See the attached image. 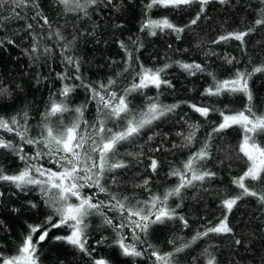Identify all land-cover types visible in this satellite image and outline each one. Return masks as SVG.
<instances>
[{"label":"snow or ice","instance_id":"1","mask_svg":"<svg viewBox=\"0 0 264 264\" xmlns=\"http://www.w3.org/2000/svg\"><path fill=\"white\" fill-rule=\"evenodd\" d=\"M141 2L144 20L140 32H147L153 37L158 34L172 35L177 41L186 32L193 30L202 19H207V8L210 4H232V0ZM256 4L254 22L249 23L244 30L221 34L209 43L218 46L228 45L232 41L238 42L242 55L247 56L246 37L258 31L264 35V0H256ZM54 5L62 7L64 14L72 13L77 19L91 20L90 10H99L103 5L106 9L120 11L123 0L120 4L115 0H54ZM240 6L246 9L253 7L251 3ZM158 9L169 10L170 14L194 12V15L186 24L178 25L170 19V15L152 18L151 13ZM246 19V16L242 17L241 23ZM20 21L24 22L23 27L0 38V48L6 45L15 46L14 38L24 33L32 40L31 48L25 49L24 54L33 62L47 61L53 48L45 41L55 40L65 71L56 74L61 81V87L58 92L50 94L49 105L41 113V119L36 125L30 123L28 106L11 116L0 115V150L10 153L23 164V167L12 173L0 165V184L16 190L10 195L35 192L47 209L45 219L40 224L28 225V233L18 245L16 254L6 255L0 252V264H39L38 246L48 238L53 229L61 228L67 229V234L53 237L55 241L63 242L83 254L87 257V264H111L106 257L97 258L93 255L97 251L96 246H90L89 243L93 217L100 218L98 230L111 229L114 234L111 243L108 242V237L102 235L96 245L118 248L120 256L130 258L132 264H139L140 260H146L148 264H180V255L202 240L208 241L207 246L192 257L191 264H218V257L213 251L218 245L212 242L213 237L231 236L237 247L242 244L249 247L241 238L235 237L229 216L246 197L255 198L260 207L264 208V143L257 139L264 135V112L257 111L252 87L253 78L257 74H264V60L259 65L252 66L251 70L237 67L231 75L223 79L215 71L209 70L207 61L216 57L231 66L240 64L241 60L229 53L221 56L214 47H208L204 52V63L175 60L163 66L148 67L140 60L139 54L144 48L142 39L130 37V45L123 40L119 41L125 54L123 72L117 73L116 77H109L107 82H89L81 72L83 60L77 49L80 37L92 35V32H79L67 37L58 29L52 31L51 21L44 15L38 0H0V31L7 32V25ZM262 42L264 41H257L258 44ZM203 43L198 42L196 47H202ZM168 47L171 49L172 45L169 44ZM173 66L189 77L200 74L210 78L211 82L200 92V96L206 98L207 102H162V89L175 88L174 83L167 79L168 70ZM125 73L130 79L125 77L127 82L121 87L118 78ZM79 88L84 89L87 99L72 107L70 97ZM152 88L156 90L154 96L147 94ZM137 96L143 97L142 105L135 103ZM235 96L245 99L242 109L233 111L230 104L218 107L222 98ZM13 99L14 93L10 87L0 82V102ZM93 103L96 115L94 120L89 121L85 119V112ZM182 104H186L212 127L200 146L182 161V166L170 163L168 176L177 178L176 185L160 194L152 192L149 178L134 184L133 187L143 188L149 193L147 199L122 196L118 191H112V186L119 188L122 184L120 170L143 167L144 171L155 175L161 162L154 153L178 148L188 149L197 143L201 123L193 121L187 112L179 114L177 110ZM66 113H74L70 122H65ZM214 113L221 117L219 122L210 119ZM169 121L186 126L185 131L176 132L181 142H173L171 148L166 147L169 134L155 131L161 124ZM34 128L37 131L32 135ZM232 128H239L242 133L238 150L229 146L217 148L216 151L222 152L224 156L219 160L220 164L233 159L246 163L242 174L233 176L231 180L232 185L240 190L239 193L222 196L219 207L224 212L216 223L207 221V225L201 226L203 230H198L190 240L185 241L182 236L170 239L168 243L174 245L173 250L162 252L149 242L151 231L158 226H174L177 222L181 225V230L189 227L188 219L180 211L184 192L189 189L208 191L205 185L217 178V173L207 167L208 161L214 158V141L223 140V134ZM3 133L18 138L19 143L6 139ZM145 135L146 139H143ZM157 137H160V144L152 147V142ZM142 139L143 143H140ZM25 145L31 146L33 151H25ZM122 145L139 150L125 149L122 152ZM145 160L149 161L146 165ZM86 189L93 191L88 194ZM101 194H104V199L99 198ZM3 197L4 192L0 191V200ZM173 199L179 201L174 207L170 204ZM27 206L38 208L37 203L31 200L27 201ZM12 211L16 213L20 209L14 207ZM37 233L38 238L34 241L33 237ZM177 240L182 242L177 245Z\"/></svg>","mask_w":264,"mask_h":264},{"label":"trees","instance_id":"2","mask_svg":"<svg viewBox=\"0 0 264 264\" xmlns=\"http://www.w3.org/2000/svg\"><path fill=\"white\" fill-rule=\"evenodd\" d=\"M117 4L121 0H115ZM38 3L51 21L52 31L60 30L67 37L79 32H92V35L80 37L79 55L82 57L81 72L86 81L89 82H107L109 77H116L117 73H122L124 68L125 54L119 46V41L123 40L130 45L129 38L135 39L140 37L144 43V48L140 52V60L148 67L163 66L165 63H170L175 60H185L191 62L193 60L204 63V52L208 47H214L215 50L223 56L229 53L241 60L238 65H227L221 59L212 57L207 61L209 70L215 71L219 78L223 79L231 75L237 67L244 69L247 67L251 70L252 66L259 65L264 60V35L257 33L246 37L248 55H242L238 48V42L232 41L228 45L213 46L209 42L217 36L228 31L244 30L249 23L254 22L256 18L255 9L257 7L256 0H232L229 6H221L218 3L210 4L207 8V19H202L193 30H189L180 41H177L175 36L162 35L149 36L147 32L141 33L140 26L144 20L143 5L141 0H123V7L120 11L112 8H104L100 6L99 10H90L91 20L77 19L75 14H64L62 7L54 5V0H38ZM251 3L252 8L246 9L240 4L247 5ZM165 15H170V19L178 24L184 25L194 15L190 13H169V10H153L152 18H160ZM247 17L244 23H241L242 17ZM42 24V21H40ZM24 22L10 23L7 25L8 31H0V38L11 35L12 30L22 28ZM117 25H123L117 27ZM39 31V28L36 29ZM15 46L6 45L0 48V82L5 86H9L14 93L12 101L0 102V115L11 116L21 111L25 106H28L30 123L36 125L41 119V113L44 112L46 106L50 102V94L58 92L61 87V81L57 79L56 74L65 71V67L61 63L60 51L55 40L45 41L53 48V53L47 61L40 60L33 62L24 54L25 49H30L32 40L30 36L21 33L20 37H15ZM198 42H204L202 47H196ZM172 48L169 49L168 45ZM179 49V51H177ZM187 49V51H184ZM250 58V59H249ZM74 72V70H72ZM125 77L128 74H123L118 79L121 87L127 82ZM39 79V83L37 80ZM130 79V77H128ZM167 79L171 80L174 89H162L161 100L163 103L172 104L182 101L192 103L207 102L206 98L200 96V92L210 83V78L206 75L198 74L195 77H189L179 68L173 66L168 70ZM79 83L78 81H74ZM17 85L20 87L18 88ZM254 96L256 98V106L258 112H264V74H257L252 82ZM119 90V89H117ZM148 95L154 96L156 90L149 89ZM58 98V97H57ZM86 93L83 88L77 89L70 97L71 106L82 104L86 101ZM215 99V98H212ZM245 99L242 96L224 97L218 107H223L225 104H230L233 111L240 110L244 107ZM137 105H142L144 99L141 96L135 98ZM179 114L184 112L189 113L193 121L201 123V129L197 133V143L193 147L184 149L178 148L174 151H161L154 153L155 157L161 162L157 174H152L150 171H144L143 167L120 170L122 184L119 188L112 186V191H118L122 196H135L139 199H147L149 193L143 188H135L134 184L141 183L145 178L150 179V188L152 192L162 194L167 188L173 187L178 182L176 177H169L170 163L175 166H182V161L187 159V156L195 151L206 137L212 125L205 122L198 114L193 113L186 104H182L177 110ZM96 115L95 104H90L85 112V119L92 121ZM74 113L65 114V122H70ZM210 119L219 122L221 117L218 113L211 115ZM186 126L169 121L161 124L155 129L157 132H165L169 134L166 141V147L171 148L173 142L179 144L180 137L176 136L177 131H185ZM36 129L32 131V135L36 134ZM150 134V133H149ZM6 139H11L15 143H19L18 138L3 133ZM147 135V134H146ZM146 135L143 139H146ZM224 139H216L214 141L213 153L214 158L208 161L207 167L217 173V178L208 182L205 186L208 191L185 190L184 200L181 213L186 216L189 221V227L181 230V225L177 222L174 226L155 227L150 235L149 242L158 247L162 252L173 250L174 245L169 244L170 239H175L176 236H182L185 241L198 231L203 230L202 225H207V221L213 223L218 221L224 210L219 207L220 199L224 195H236L239 193L231 180L233 176H239L246 168V163L233 159L225 161L223 164L219 160L223 159V153L217 152V148H231L238 150V144L241 140V130L239 128L229 129L223 134ZM143 139L140 143H143ZM264 143V135L257 137ZM160 144V137L152 142V147ZM125 149L138 151L139 149L131 148L129 145H122L121 151ZM25 151L31 153V146L25 145ZM126 159H131L126 157ZM145 165L149 161H144ZM0 165L4 166L9 173L18 171L23 164L10 153H5L0 150ZM55 167L54 165H46ZM251 183V182H246ZM0 191L4 192V197L0 200V252L6 255H14L17 253L18 245L22 243L23 238L28 233L29 224H40L45 219L47 209L44 207L40 197L31 192L27 195L21 193L10 195L15 192L14 188H9L7 185L0 184ZM86 193L91 194L93 190L86 189ZM100 199H104V194H101ZM34 201L38 208L33 209L27 206V201ZM175 199L170 201L171 206H175ZM19 208L20 211L14 213L13 208ZM109 215H113L109 213ZM92 219V235L90 237V246H96L97 251L93 253L95 257H106L111 264H132L130 258L120 256L119 249L116 247H107L104 245H96V241L101 236L108 237V242L111 243L113 233L111 229H97L100 224L99 217ZM229 222L234 228L235 237L241 238L243 244L237 247L234 244V239L231 236L213 237L212 242L218 245L217 249H213L218 257V264H264V208H261L255 198L246 197L239 205L234 208L229 216ZM67 229H53L48 238L38 246L40 261L39 264H87V257L77 252L71 246L55 241L53 237L57 235H66ZM39 233L33 237L34 241L38 238ZM130 235V233H129ZM182 241L177 240L178 245ZM208 241H198L186 253L180 255V264H191L193 256L197 255ZM139 264H148L146 260H140Z\"/></svg>","mask_w":264,"mask_h":264}]
</instances>
